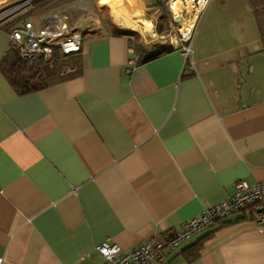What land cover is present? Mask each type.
<instances>
[{
    "label": "crops",
    "instance_id": "obj_1",
    "mask_svg": "<svg viewBox=\"0 0 264 264\" xmlns=\"http://www.w3.org/2000/svg\"><path fill=\"white\" fill-rule=\"evenodd\" d=\"M157 7L46 0L33 9L36 27L67 10L79 19V29L67 24L83 35L81 70L24 94L0 71V264H103L104 241L124 252L225 199L238 180L264 183V13L248 0H209L192 25L189 68L179 34L166 40L152 24ZM14 19L0 28V62ZM132 31L172 49L141 61ZM253 211L165 264H264Z\"/></svg>",
    "mask_w": 264,
    "mask_h": 264
},
{
    "label": "built area",
    "instance_id": "obj_2",
    "mask_svg": "<svg viewBox=\"0 0 264 264\" xmlns=\"http://www.w3.org/2000/svg\"><path fill=\"white\" fill-rule=\"evenodd\" d=\"M173 0H170V6ZM183 8L176 12L172 7V18L179 16L189 29L179 30V49L185 59V64L193 68L191 30L199 19L209 0H178ZM33 0H16L10 7L0 12V28L6 25L7 18L18 17L19 13L33 10ZM2 4L0 0V5ZM185 12L183 13V11ZM9 19V20H10ZM82 36L67 24L65 15L57 13L42 18L39 26L30 19H25L20 25L9 32V48L17 52L21 60L33 62L38 59L50 61L53 49L56 47L62 53L69 54L81 49ZM136 59H130L134 62ZM252 208L253 221L264 226V183H249L238 180L234 190L225 199L206 206L198 215L185 220L175 229H171L161 238H149L124 252L115 242L104 241L96 249L102 256L103 264H165L169 253L176 251L182 244L195 236L222 224L229 216L242 213ZM252 211V210H251Z\"/></svg>",
    "mask_w": 264,
    "mask_h": 264
},
{
    "label": "trees",
    "instance_id": "obj_3",
    "mask_svg": "<svg viewBox=\"0 0 264 264\" xmlns=\"http://www.w3.org/2000/svg\"><path fill=\"white\" fill-rule=\"evenodd\" d=\"M154 1L155 6H158L157 8L163 7V0ZM248 1L257 15L259 13H264V0ZM44 2H46V0H33L32 5L38 7ZM32 11L33 10H29L24 14L22 13L17 18H15L12 23H9L8 26L13 25L16 27L20 25L23 20L30 19L29 16ZM166 17L167 16L164 13L159 14L158 18L164 23L166 22ZM81 36L83 37V35ZM134 46L140 53L139 56L144 57L141 59V61H143V59L144 61L145 59H152L172 49L168 44H153L150 46L151 50H148L147 48L140 50L137 47V43H135ZM80 53L81 52L78 51L64 54L55 47L53 49V56L50 61L38 59L36 61L29 62L21 60L18 57L17 52L9 48L0 62V71L3 73L15 91L24 94L78 75L81 70ZM186 66L189 67L188 65ZM186 66L185 69L187 68ZM197 251L193 254V257L197 255Z\"/></svg>",
    "mask_w": 264,
    "mask_h": 264
},
{
    "label": "rangeland",
    "instance_id": "obj_4",
    "mask_svg": "<svg viewBox=\"0 0 264 264\" xmlns=\"http://www.w3.org/2000/svg\"><path fill=\"white\" fill-rule=\"evenodd\" d=\"M163 3V7H160L157 9V14H155L153 17L154 19L152 20V24L155 23V29L159 28L160 24H163L164 27H165V31H164V34H165V38L167 40V37L168 35H176L178 36L179 34V25H177L175 22L172 21V10L170 7H172L174 10H178L180 11L182 7V5L179 3L178 0H173L172 3H171V6H170V0H163L162 1ZM8 8L10 6H7ZM7 7H4V8H0V12H2L4 9H6ZM35 7V6H34ZM37 7V6H36ZM160 10V11H159ZM177 11V12H178ZM41 10H36L35 12H32L29 16V18L35 22H37L38 19V16L41 15ZM185 12V10L183 11V13ZM166 14V22H161L159 20V14ZM64 14L66 15L67 17V20H68V23L69 25L71 26V28H75V29H79V27H81V24L79 22V19H75V16L73 13L69 12L68 10L67 11H64ZM18 16V14H17ZM85 18L84 20L86 19H89V18H93L95 16V12H93V10L91 11V13L87 12L86 11V14L84 15ZM16 18V16H15ZM10 18H7V21H9ZM15 20V19H14ZM170 20L172 23H170ZM186 24H184L183 26H185ZM187 27V26H186ZM132 37L137 41V47L138 49L140 50H143L144 48H147V47H150L151 45L149 43H145L144 40H140L142 37L139 36L138 32L137 31H132ZM159 33V31H158ZM150 37L146 36V38H143V39H149Z\"/></svg>",
    "mask_w": 264,
    "mask_h": 264
},
{
    "label": "bare ground",
    "instance_id": "obj_5",
    "mask_svg": "<svg viewBox=\"0 0 264 264\" xmlns=\"http://www.w3.org/2000/svg\"><path fill=\"white\" fill-rule=\"evenodd\" d=\"M178 10H179V9H178ZM178 10H175V11L177 12ZM144 26H145L146 29H149V28L151 27L150 23L147 22V21L144 22ZM185 29H187V30L189 29V24H187V27H186Z\"/></svg>",
    "mask_w": 264,
    "mask_h": 264
}]
</instances>
